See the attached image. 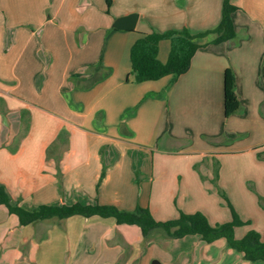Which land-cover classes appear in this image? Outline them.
Segmentation results:
<instances>
[{"label": "crops", "instance_id": "1", "mask_svg": "<svg viewBox=\"0 0 264 264\" xmlns=\"http://www.w3.org/2000/svg\"><path fill=\"white\" fill-rule=\"evenodd\" d=\"M110 1L109 7L108 0H0V184L25 207L99 202L131 211L140 205L156 218L175 204L171 219L192 213L178 199L152 205L153 178L136 183L137 169L149 177L147 156L158 149L164 175L170 170L184 181L205 167L210 181L195 179L203 187L217 169L218 184L244 193L245 206L255 211L233 202L241 218L264 223V0H234V39L214 44L215 34L197 37L188 71L144 82L132 72L135 42L152 31L212 30L224 0ZM131 13L139 15L135 29L114 27ZM170 49V39L160 41V61ZM227 69L240 100L230 116ZM10 215L0 217V264H40L31 250L28 263L15 247L58 221L39 220L26 231ZM95 222L81 232L77 264L118 255L106 245L110 233L114 242H127L124 227ZM256 230L264 235V228ZM232 250L226 249L231 264H249Z\"/></svg>", "mask_w": 264, "mask_h": 264}, {"label": "rangeland", "instance_id": "2", "mask_svg": "<svg viewBox=\"0 0 264 264\" xmlns=\"http://www.w3.org/2000/svg\"><path fill=\"white\" fill-rule=\"evenodd\" d=\"M153 151V155L147 156L149 163L147 174L149 177H146L145 173L140 170L138 173L140 176L139 183L147 178H153L154 192L151 199L152 205H164V203L168 205L170 200L173 199L176 201L178 199V201L183 203V208L188 210V212L193 213L202 211L207 215L210 222L215 225L217 223L227 222L231 219L230 209L221 193L224 191L233 205L235 203L238 208H241L240 206L242 204L244 210H248V207L245 206L248 199H245V196L242 195L244 193L233 191L234 188H232L231 191L222 188L218 184V181L215 180L214 174L211 185L207 183L206 186L202 187L200 184L198 186L195 182L196 178H199L202 183L210 181V174L205 167H201V170H198L196 166V170H198V172L200 171L198 173L199 176L185 177L186 180L184 181H179V175L178 177L172 176V173L168 169V175H164V155L157 153L158 149H153ZM164 180L167 181L165 182L167 186L171 185V188H173L171 193L168 187H166L164 191ZM160 188L163 189L158 192ZM155 195L156 197H161L156 198ZM173 205L171 211H169V209H164L163 214L156 213V219L160 221L171 219L172 214H175L177 209L175 204ZM251 212L253 216H255V211H252V209L248 210L247 213L251 214ZM4 213H7V209L5 206L0 205V217H2ZM10 217H12V220L18 221L15 215L11 214ZM54 219V221H58V225H55L54 228L48 227L46 229L47 233H43L45 234L44 236H31L25 244H20L19 242V246L15 247L19 249L21 253L24 252L26 262L32 263L34 259L40 264H77L79 257H77L78 254L76 251L74 253V249L78 244L81 232L86 230V228L91 229L96 223L95 221H101L104 223L105 229L109 227L110 223H114L117 227H124L123 233L127 238V242L123 241L121 243L119 239L114 242L113 234H108V236H106V245L110 247V250L113 249V251H115L113 252L114 254L118 255H114L112 259L108 253H105L103 257L93 256V259H100V263L152 264L153 261H158L161 264H231L230 260H228L230 256L226 254V249L231 248L225 238H220L212 243H205L199 236H186L184 238L175 239L168 237L163 231H155L151 236L145 238L142 236L138 226L118 225L112 218L103 219L99 217L86 218L83 216H73L63 220L58 218ZM258 219H255V223L251 225L237 228L235 238H242L250 229L263 230L264 223ZM19 227L21 228L22 225H19ZM24 227H26V231H29L30 226ZM128 243L129 245H127ZM98 246L100 247V245ZM29 250H31V261L27 259ZM232 251H234L235 255H241L240 252L234 249ZM244 261L247 260L244 259ZM90 263H92V259L89 260V264ZM248 263L264 264L263 261L258 263L248 261Z\"/></svg>", "mask_w": 264, "mask_h": 264}, {"label": "trees", "instance_id": "3", "mask_svg": "<svg viewBox=\"0 0 264 264\" xmlns=\"http://www.w3.org/2000/svg\"><path fill=\"white\" fill-rule=\"evenodd\" d=\"M110 5L111 1L108 0V6L110 7ZM237 9L234 0H224L221 21L218 26L199 34H192L187 28L169 30L163 33L157 31L144 33L131 49L132 72L135 74L136 81L158 80L168 75L179 76L188 71L192 58L200 47V44L196 41L197 37L215 34L212 42L214 44L234 39L237 32L233 14ZM163 39H170L171 41V49L166 62H162L158 58L159 44ZM101 66H97L96 69H100ZM224 87L225 114L230 116L240 108V100L236 92V79L230 69L226 71ZM139 172V170H136L137 183L140 181ZM218 177L219 174L216 169L215 180ZM221 193L230 208L232 219L215 225L201 211L194 213L180 211L178 217L160 221L153 216L149 207L140 205L131 211L99 202L89 204L81 202L41 204L30 208L14 202L10 193L2 184H0V205L5 206L10 214L15 215L22 226L50 218L66 219L73 216L112 218L118 225L138 226L145 238L151 236L155 231H163L168 237L175 239L186 236H199L205 243H212L220 238H225L229 247L242 253L246 260L264 262V235L256 229H250L242 238L236 239L235 229L250 225L251 221L242 219L227 194L224 191Z\"/></svg>", "mask_w": 264, "mask_h": 264}, {"label": "water", "instance_id": "4", "mask_svg": "<svg viewBox=\"0 0 264 264\" xmlns=\"http://www.w3.org/2000/svg\"><path fill=\"white\" fill-rule=\"evenodd\" d=\"M139 15L137 13H131L129 15L118 17L114 22V27L123 30H133L136 28ZM152 264H161L158 261H153Z\"/></svg>", "mask_w": 264, "mask_h": 264}]
</instances>
